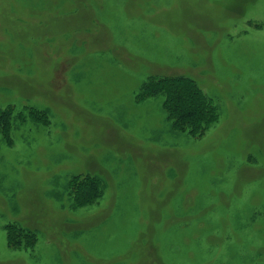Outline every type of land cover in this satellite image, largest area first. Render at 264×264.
Masks as SVG:
<instances>
[{
  "label": "rangeland",
  "instance_id": "rangeland-1",
  "mask_svg": "<svg viewBox=\"0 0 264 264\" xmlns=\"http://www.w3.org/2000/svg\"><path fill=\"white\" fill-rule=\"evenodd\" d=\"M165 76L199 131L138 97ZM6 108L0 264H264V0H0Z\"/></svg>",
  "mask_w": 264,
  "mask_h": 264
},
{
  "label": "trees",
  "instance_id": "trees-1",
  "mask_svg": "<svg viewBox=\"0 0 264 264\" xmlns=\"http://www.w3.org/2000/svg\"><path fill=\"white\" fill-rule=\"evenodd\" d=\"M164 94L163 106L168 112L169 117L173 119L177 126L180 128L189 129V131H199L201 126L203 125V114L201 113V117L195 116L197 107L194 111V104H192V97H196L199 92V88L195 85V83L190 79L180 78V77H149L148 80L143 84L141 94L140 95H155L159 92ZM203 98L202 96H200ZM200 98V103L204 105L203 99ZM205 101V100H204ZM199 104V103H198ZM14 111L10 109L0 110V130L4 133L6 140L9 139V131L11 126V120L13 117ZM194 112V114H193ZM193 114V116L191 115ZM29 115L32 117H37L38 119V111L30 110ZM15 116L18 119L23 120V115L20 111L16 112ZM40 118V117H39ZM210 118V117H209ZM209 118H205L204 120L209 121ZM205 122V121H204ZM202 124V125H201ZM69 188L73 194L74 201L76 205H84L90 203L96 197L101 195V182L98 178L89 176V175H75L69 180ZM87 192L86 197L83 198L82 194ZM23 230L18 227V229L14 226H7V240L9 243H13L14 245L20 244L16 241L15 237H19V235H15ZM16 232V233H15ZM25 242L24 247H30L34 245L36 242V237L32 232L25 233Z\"/></svg>",
  "mask_w": 264,
  "mask_h": 264
}]
</instances>
